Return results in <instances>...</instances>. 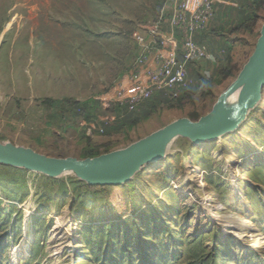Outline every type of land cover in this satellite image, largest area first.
<instances>
[{"label":"rangeland","instance_id":"rangeland-1","mask_svg":"<svg viewBox=\"0 0 264 264\" xmlns=\"http://www.w3.org/2000/svg\"><path fill=\"white\" fill-rule=\"evenodd\" d=\"M176 1L0 0V141L83 158L87 148H124L177 118L208 113L255 49L264 0L256 10L246 0H215L216 17L198 33L213 58L193 63L192 91L114 130L142 112L121 108L117 96L142 53L138 38L152 43L170 32ZM244 11L254 19L236 30ZM243 218L254 235L236 224ZM258 237L264 92L238 130L200 144L178 137L163 160L121 186L0 164V264H264V243L251 245ZM17 245L23 252L13 257Z\"/></svg>","mask_w":264,"mask_h":264},{"label":"water","instance_id":"water-1","mask_svg":"<svg viewBox=\"0 0 264 264\" xmlns=\"http://www.w3.org/2000/svg\"><path fill=\"white\" fill-rule=\"evenodd\" d=\"M238 92L232 115L227 100ZM264 92V24L256 46L234 81L220 94L213 108L199 119L180 117L130 145L85 158L56 157L32 147L0 141V164L58 178L74 173L90 186H121L145 166L163 160L172 142L184 137L193 144L214 141L238 130L258 106Z\"/></svg>","mask_w":264,"mask_h":264},{"label":"built area","instance_id":"built-area-1","mask_svg":"<svg viewBox=\"0 0 264 264\" xmlns=\"http://www.w3.org/2000/svg\"><path fill=\"white\" fill-rule=\"evenodd\" d=\"M215 18V0H177L171 16L172 30L161 34L155 42L138 38L143 48L126 82L117 91L118 104L135 111L157 91L178 98L183 90L196 83L189 65L212 59L209 47L198 42L196 35Z\"/></svg>","mask_w":264,"mask_h":264},{"label":"trees","instance_id":"trees-1","mask_svg":"<svg viewBox=\"0 0 264 264\" xmlns=\"http://www.w3.org/2000/svg\"><path fill=\"white\" fill-rule=\"evenodd\" d=\"M246 1H249L250 2V5L254 8L253 10H256V5H258V4H260L261 3V0H246ZM216 13V12H215ZM244 13H246V15L248 16V17H245V19L244 20H242V22L239 24V26H237L236 28H234V29H236V30H238V29H241V28H244V27H246V24H247V22H246V19L247 20H249V19H254L253 18V15L251 16V14L248 12V11H244ZM250 15V16H249ZM197 41L198 42H200L198 39H197ZM232 49H233V46L232 45H229V48H228V50H227V60L230 62V53H231V51H232ZM223 73L225 74V75H227V74H230V68L229 67H227L225 70H223ZM198 83V82H197ZM189 91H192V90H190V89H185V90H183L182 91V93L180 94V96L178 97V98H181L182 97V95H185L186 93H188ZM165 92V91H164ZM166 94H167V96H168V98H166V99H164L163 101L165 102V103H171V100L170 99H178V98H173V97H171V95L170 94H168L167 92H166ZM153 97V96H152ZM149 98L148 100H146L144 103H147L146 104V106L144 107V105H143V107L141 106V108H139L138 110H135V111H129L128 109V111L129 112H138V111H142L140 114H137L136 116H133V115H130L127 119H124L122 122H118V126L114 129V130H116V131H119V130H121L122 128H124V127H126V126H130V127H132V126H134V125H136L137 123H139V122H141V121H143V120H145V119H148V118H150L151 117V115H152V111H153V109H154V107H155V105H157L156 104V100H154V98ZM46 102H48V103H50L51 105H53V104H55L56 103V101L55 100H53V99H47L46 100ZM67 102H68V100H67ZM122 108V107H121ZM90 142V141H89ZM112 149H111V147H107V149H106V151L108 152V151H111ZM85 154L86 155H84V157L83 158H85V157H89V156H91V157H93V156H97V155H100L101 154V152H98V150H95V149H89V148H87L86 150H85Z\"/></svg>","mask_w":264,"mask_h":264},{"label":"bare ground","instance_id":"bare-ground-1","mask_svg":"<svg viewBox=\"0 0 264 264\" xmlns=\"http://www.w3.org/2000/svg\"><path fill=\"white\" fill-rule=\"evenodd\" d=\"M237 104H238V92L237 93H235L233 96H231L228 100H227V108L230 110V113L233 115L234 113H235V110H236V108H237ZM173 150V149H172ZM189 169H191V168H189ZM237 183V181H236V179L235 178H233V184H236ZM30 214H32V211L31 210H28V214H27V220H28V218H29V215ZM212 216V215H211ZM214 216V215H213ZM62 219V218H61ZM220 219V218H219ZM244 219V218H243ZM245 220V219H244ZM64 222V221H63ZM59 223H60V221H59ZM226 223V226L227 227H229V226H231V224L230 223H228V222H225ZM236 224H238L240 227H242V228H249L250 230V232H252V233H250V235H254L255 234V228H253V226L254 225H251V224H249V222L248 221H241V222H237ZM234 226V225H233ZM232 226V227H233ZM61 228V226L59 225V224H56V226H55V229H56V231H55V233H54V236H56V235H58L59 234V229ZM225 228V227H224ZM69 229V228H68ZM236 229V228H235ZM241 229V228H240ZM62 231V230H61ZM240 232V231H239ZM243 232H248L247 230H244ZM242 232V233H243ZM239 236V235H238ZM243 236H245V234L243 235ZM249 236V235H248ZM259 236V235H258ZM260 239H262V237H258L257 239H256V241L255 242H253V243H251V245L252 246H260L262 243H264V241H259ZM59 241V240H58ZM65 243V242H64ZM60 244V243H59ZM21 252H23V247H22V245H17V246H15V247H13V249H12V256L13 257H16L17 255H19V254H21ZM62 252V251H61ZM54 255H56V254H54ZM55 257V256H54Z\"/></svg>","mask_w":264,"mask_h":264},{"label":"crops","instance_id":"crops-1","mask_svg":"<svg viewBox=\"0 0 264 264\" xmlns=\"http://www.w3.org/2000/svg\"><path fill=\"white\" fill-rule=\"evenodd\" d=\"M215 17H216V14H215ZM222 19H223V17H222ZM168 33H169V32H168ZM196 39H198V34L196 35ZM198 40H199V39H198ZM199 41L203 43L202 40H199ZM198 62H199V61H198ZM192 66H193V63L189 65V71L192 70ZM152 98H154V100L157 99V100L155 101L156 104H157V103H165L163 100L166 99V98H168V96H167L166 92H164V91H157V92L153 95Z\"/></svg>","mask_w":264,"mask_h":264}]
</instances>
